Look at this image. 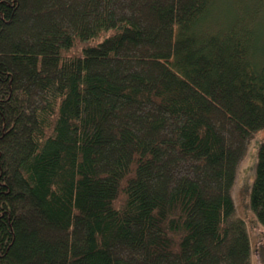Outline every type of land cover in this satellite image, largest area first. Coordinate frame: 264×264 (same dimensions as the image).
I'll use <instances>...</instances> for the list:
<instances>
[{"label": "trees", "instance_id": "16d2710c", "mask_svg": "<svg viewBox=\"0 0 264 264\" xmlns=\"http://www.w3.org/2000/svg\"><path fill=\"white\" fill-rule=\"evenodd\" d=\"M243 2L0 0V264H252L233 191L264 7ZM250 207L264 225V139Z\"/></svg>", "mask_w": 264, "mask_h": 264}, {"label": "rangeland", "instance_id": "374dc122", "mask_svg": "<svg viewBox=\"0 0 264 264\" xmlns=\"http://www.w3.org/2000/svg\"><path fill=\"white\" fill-rule=\"evenodd\" d=\"M224 1L233 2L236 7L237 3L245 4L243 2L245 0ZM261 5L264 7V0H261ZM260 14L264 17L263 11ZM262 139H264V130L253 133L246 142L245 153L238 165L233 191L238 206L236 213L244 217L248 224L252 247V264H264V225L258 221L250 207V187L255 179L257 152Z\"/></svg>", "mask_w": 264, "mask_h": 264}]
</instances>
